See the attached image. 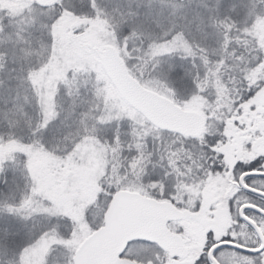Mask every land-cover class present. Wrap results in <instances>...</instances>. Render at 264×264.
<instances>
[{
    "label": "snow or ice",
    "instance_id": "obj_1",
    "mask_svg": "<svg viewBox=\"0 0 264 264\" xmlns=\"http://www.w3.org/2000/svg\"><path fill=\"white\" fill-rule=\"evenodd\" d=\"M0 264H264V0H0Z\"/></svg>",
    "mask_w": 264,
    "mask_h": 264
}]
</instances>
